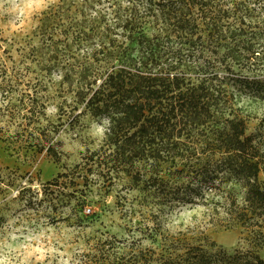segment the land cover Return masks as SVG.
I'll return each instance as SVG.
<instances>
[{"label":"trees","instance_id":"trees-1","mask_svg":"<svg viewBox=\"0 0 264 264\" xmlns=\"http://www.w3.org/2000/svg\"><path fill=\"white\" fill-rule=\"evenodd\" d=\"M69 1L42 13L43 38L30 50L35 66H10L0 56L7 109L34 117L45 103L13 101V82L60 75L75 108L108 122L105 143L87 163L124 172L161 203L178 204L163 207L202 204L210 223L248 233L249 247L234 251L179 238L177 252L152 264H264V138L247 133L246 117L220 75L221 59L191 61L204 39L194 8L210 0ZM223 38L218 34L213 47L224 46ZM40 149L57 156L53 144Z\"/></svg>","mask_w":264,"mask_h":264},{"label":"rangeland","instance_id":"rangeland-1","mask_svg":"<svg viewBox=\"0 0 264 264\" xmlns=\"http://www.w3.org/2000/svg\"><path fill=\"white\" fill-rule=\"evenodd\" d=\"M62 1L0 0L3 61L35 66L30 50L43 38L42 13ZM194 10L204 39L191 61L221 59L220 75L234 92L235 109L246 117L247 133L259 132L263 139L264 0H210ZM218 34L225 43L219 50L213 47ZM19 83L13 82V101L41 97L45 108L34 117L27 109L9 111L10 96L0 88V264H152L177 252L179 238L205 246L215 241L229 251L249 247L243 228L210 223L202 204L163 207L178 204L161 203L124 172L110 174L103 165L87 163L105 143L108 122L81 105L75 108L60 75L27 76ZM49 143L57 156L40 149ZM260 253L264 257V249Z\"/></svg>","mask_w":264,"mask_h":264},{"label":"built area","instance_id":"built-area-1","mask_svg":"<svg viewBox=\"0 0 264 264\" xmlns=\"http://www.w3.org/2000/svg\"><path fill=\"white\" fill-rule=\"evenodd\" d=\"M87 210H88V211H90L91 209H90V208H88Z\"/></svg>","mask_w":264,"mask_h":264}]
</instances>
